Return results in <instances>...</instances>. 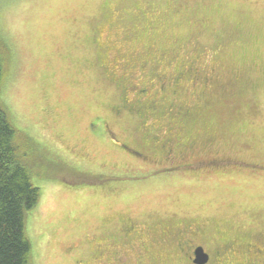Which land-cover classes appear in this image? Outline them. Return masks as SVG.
<instances>
[{
	"label": "rangeland",
	"instance_id": "1",
	"mask_svg": "<svg viewBox=\"0 0 264 264\" xmlns=\"http://www.w3.org/2000/svg\"><path fill=\"white\" fill-rule=\"evenodd\" d=\"M0 48L2 102L41 192L27 218L32 264H195L175 243L147 251L114 241V221L126 214L150 237L198 222L208 250L264 233V0H0ZM189 63L220 84L182 75L176 106L190 113L179 129L211 138L185 160L221 158L156 166L164 161L143 144L142 120L111 108L124 74L141 70L138 81L156 84ZM227 80L234 91L220 95ZM109 128L144 156L118 147Z\"/></svg>",
	"mask_w": 264,
	"mask_h": 264
},
{
	"label": "flooded vegetation",
	"instance_id": "2",
	"mask_svg": "<svg viewBox=\"0 0 264 264\" xmlns=\"http://www.w3.org/2000/svg\"><path fill=\"white\" fill-rule=\"evenodd\" d=\"M143 65L144 64H142V67ZM195 65L196 63H189L186 68H183L185 71H181L180 67H177L178 71L173 69V73L171 74L172 76L168 79H166L165 76L160 75L161 77L157 79L156 84L153 82L144 83L145 78L138 81L139 73H142L141 70H139V72L133 70L128 74H124L121 102L114 105L111 108V111L118 117L124 114L128 117H134L137 120H142V125L147 129L146 135L142 140L143 144L152 151L159 152L164 161L163 164H157L156 166H170L174 163H181L186 167H196L197 165H203L210 161H217L221 158H197L196 161L185 160L188 152L197 153L209 149L211 138L193 133L191 131L184 134V132L179 129V120L182 116H185L183 114H185V111L188 109V107L181 108L180 106H176L178 101V99H176V94L178 95L180 93V87L184 86L186 81L185 77L182 75H185V72H188V74L191 75L190 79L192 84L195 83V79L197 80L198 78H200V81L205 83V86H207V83L210 82L220 84V81L217 77H215V74H211V71L207 72L205 69H200L199 72L197 71ZM236 70L237 69H234L233 71L235 75L239 73ZM199 73L201 76H199ZM231 79L232 77L229 78L230 83ZM149 84H153L152 88ZM218 89L220 91V95L228 94L231 91H234V88L229 85L228 80L225 87L222 86L219 88L218 86ZM171 91L172 97L170 99L166 94ZM212 97H215V94L212 95ZM205 101L207 100H204V102ZM173 106L177 107V112L173 111ZM166 111H169V113L172 114L170 115L171 117L177 116V121L175 122V119L170 117V120L165 121L166 124L164 125V122L162 121H164L163 119L166 115ZM189 111L190 109H188V112ZM189 113H187L185 117H187ZM109 131L111 135H109L108 138L111 141L116 142L118 147L121 146L126 150H131V153H134V157L144 156V152H142L140 148L139 150L130 148L127 144L121 141L123 139H120L115 131L110 128ZM107 134L108 133H106V135ZM245 161L249 163L252 162V160L249 159H245ZM259 163L264 166V162L259 161ZM203 169L205 168H201L199 171ZM114 224H116L115 229L119 232L120 237L114 234L113 240L117 241L120 239L123 241L122 245L133 246L138 244L142 250L146 249L147 251H151L150 249H153L155 243V245L175 243L182 251L181 254L185 258L192 261L195 258V249L198 246H202L209 254L208 261L214 257L217 261L232 262L234 264H264V233L262 232H258L253 238L249 237L241 240L239 238L221 239L220 241L215 242L213 247L208 250L206 245L202 241H199L200 235L204 234L203 228L198 222L193 220L170 223V227L168 226L169 229L165 230H162L161 227H159L154 232L155 234H152L153 236L151 237L153 238L148 236V230L141 225L135 217L129 214L121 216L120 219L114 221ZM157 234L162 235L158 236ZM163 236H165V239ZM149 238H151L150 243L149 240L145 241V239ZM98 244L100 243L98 242ZM142 250L139 252H142ZM93 254L95 253L93 252ZM100 254H102L101 247L96 251V256L93 258ZM139 256H141V254H139ZM118 258L121 260L125 257L120 255ZM75 262H77V259ZM139 262H141L140 259ZM83 263L87 264L86 261Z\"/></svg>",
	"mask_w": 264,
	"mask_h": 264
},
{
	"label": "trees",
	"instance_id": "3",
	"mask_svg": "<svg viewBox=\"0 0 264 264\" xmlns=\"http://www.w3.org/2000/svg\"><path fill=\"white\" fill-rule=\"evenodd\" d=\"M7 63L8 54L0 48V264H32L27 218L41 192L26 161V147L19 142L20 130L2 102Z\"/></svg>",
	"mask_w": 264,
	"mask_h": 264
},
{
	"label": "water",
	"instance_id": "4",
	"mask_svg": "<svg viewBox=\"0 0 264 264\" xmlns=\"http://www.w3.org/2000/svg\"><path fill=\"white\" fill-rule=\"evenodd\" d=\"M209 260V254L204 250L202 246H198L195 249V258L193 259V262L195 264H205Z\"/></svg>",
	"mask_w": 264,
	"mask_h": 264
}]
</instances>
